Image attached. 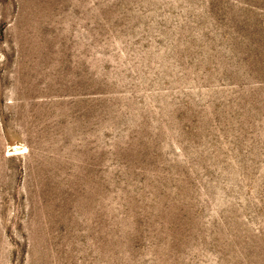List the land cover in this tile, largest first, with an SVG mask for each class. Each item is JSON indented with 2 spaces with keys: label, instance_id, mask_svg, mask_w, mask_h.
I'll use <instances>...</instances> for the list:
<instances>
[{
  "label": "rangeland",
  "instance_id": "obj_1",
  "mask_svg": "<svg viewBox=\"0 0 264 264\" xmlns=\"http://www.w3.org/2000/svg\"><path fill=\"white\" fill-rule=\"evenodd\" d=\"M0 264H264V0H0Z\"/></svg>",
  "mask_w": 264,
  "mask_h": 264
}]
</instances>
